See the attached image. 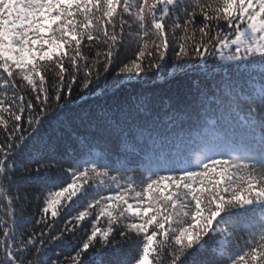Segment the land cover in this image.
I'll return each mask as SVG.
<instances>
[{
	"label": "snow or ice",
	"instance_id": "1",
	"mask_svg": "<svg viewBox=\"0 0 264 264\" xmlns=\"http://www.w3.org/2000/svg\"><path fill=\"white\" fill-rule=\"evenodd\" d=\"M0 208V264H264V0H0Z\"/></svg>",
	"mask_w": 264,
	"mask_h": 264
},
{
	"label": "trees",
	"instance_id": "2",
	"mask_svg": "<svg viewBox=\"0 0 264 264\" xmlns=\"http://www.w3.org/2000/svg\"><path fill=\"white\" fill-rule=\"evenodd\" d=\"M126 19L128 20L129 23H132V19L130 17H126ZM125 29L127 31V25H125ZM149 43L151 45V40L149 39ZM129 48L134 49L136 47V44L134 41H129L128 44ZM171 61H169L168 64H166L163 68V72L166 75L169 71H171ZM209 63H213V61L210 59ZM157 86L159 87H166L167 86V80H159ZM25 92H27V90H25ZM95 97H89L86 100L85 99H79L78 98V94L77 92H74L72 95V104L68 106L67 111L64 113L66 116H68V119H72V117L75 115V112L79 111L81 106H87L88 103H91V101L94 99ZM82 131V130H81ZM192 148H195L196 145L193 144L191 145ZM94 154L99 155L101 152V149L99 147L93 149ZM193 159H194V154H193ZM15 194V193H13ZM4 204L7 203L6 200L3 201ZM14 210L16 211V218H17V225H16V231H17V235H19V233L22 230H32L33 225L31 223H27V222H22L20 221V211H19V206H14ZM25 210H26V216H25V220H31L34 218H38L39 215V210H38V206H37V202L35 200H32L30 203H28L25 206ZM0 218L3 219H7V217H5L3 215V208H0Z\"/></svg>",
	"mask_w": 264,
	"mask_h": 264
}]
</instances>
